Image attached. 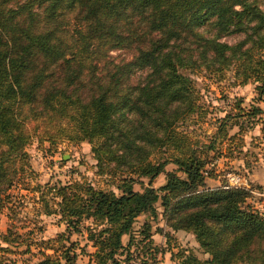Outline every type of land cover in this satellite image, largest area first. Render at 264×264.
<instances>
[{"label":"trees","instance_id":"trees-1","mask_svg":"<svg viewBox=\"0 0 264 264\" xmlns=\"http://www.w3.org/2000/svg\"><path fill=\"white\" fill-rule=\"evenodd\" d=\"M197 68L233 70L264 101V0H0V213L13 211L10 189L36 177L26 147L29 124L39 122L43 140L90 144L97 173L115 187H20L40 192L43 214L59 216L67 232L85 233L93 251L80 248L82 264H130L134 222L155 217L158 203L166 227L190 232L209 255L182 264H264V205L249 206L248 189L205 182L215 138L225 137L227 157L240 144L225 132L229 120L264 109L236 104L209 143L192 142L178 127L202 110L184 74ZM161 174L164 184L154 187ZM6 216L0 264H16L10 246H24L35 264H79L64 233L43 239L25 224L19 233ZM139 235L152 243L148 222Z\"/></svg>","mask_w":264,"mask_h":264},{"label":"rangeland","instance_id":"rangeland-1","mask_svg":"<svg viewBox=\"0 0 264 264\" xmlns=\"http://www.w3.org/2000/svg\"><path fill=\"white\" fill-rule=\"evenodd\" d=\"M112 54L117 53L111 51ZM187 75L195 88V94L198 99V104L202 108L201 113L189 118L183 125L178 127L181 133L189 134L192 142L197 141L199 145H204L211 141V135L216 133V127L219 125V120L228 113L235 115L238 113L236 104L249 109L253 105L264 109V101H259L256 90V83L248 81L245 84L240 83V79L234 78V71L228 70L223 73H212L205 71L203 68L190 69L184 72ZM246 117V116H245ZM234 123H236L234 125ZM37 128L34 130V127ZM241 131H240V126ZM40 128L38 129V127ZM32 130V140L26 147L29 153L30 164L36 173L34 179L25 180L23 186H14L9 193L13 195L12 208L13 211L5 209L0 213V235L5 233L6 229L11 225L6 214L11 217V223H15L19 233L25 231L22 225H29L36 230L37 237L43 239L55 238L59 233H64L68 237L69 242L77 243L75 250L78 252L77 262L79 264L88 261L87 255L80 252V248L87 251H93L91 243H86V235H78L66 231V224L60 220L57 215H44V208L39 203L38 191H30L20 187H29L32 189L34 183L41 185L60 182L62 184L73 181H87L93 184L96 188L114 189L111 177L100 175L95 167V159L91 153V145L87 142L76 143L67 139L58 137L56 140L49 142L42 139L41 132L44 130L41 123L34 122L29 124ZM243 131V132H242ZM225 132L227 135L238 134L235 137V142L240 143L238 148L232 152L230 157L226 154L227 142L223 135H218L214 140V151H209V157H213L212 163L206 166V185L214 187L225 183L224 176L227 173H240L247 177V173H253L259 166L264 163V114L254 118L241 116L230 119L226 124ZM241 141H239V140ZM238 140V141H237ZM223 141H225L223 143ZM234 143V142H233ZM240 150V151H239ZM221 152V153H219ZM261 155V161L259 159ZM157 155L153 156L156 161ZM263 160V162H262ZM259 163V164H258ZM176 166L168 163L165 166L166 171L175 170ZM181 175V174H180ZM215 176V177H211ZM147 179L142 178V183L147 184ZM165 175L161 174L153 180L152 185L159 187L164 184ZM249 185L251 184L248 180ZM251 186V185H250ZM259 187L254 189L262 191L264 184L259 185L253 183L251 186ZM35 189V188H34ZM134 189L141 190L139 184L134 185ZM47 198L50 195H45ZM246 203L258 210L263 211L264 196L250 194ZM157 206V215H140L136 218L133 225V242L131 246L132 254L130 256V264H182V261L187 256L196 257L200 261L209 259V255L204 253L195 240V237L190 232L173 231L166 227L162 216V207ZM148 222L151 226L152 243L139 241L143 223ZM34 225H33V224ZM85 225V224H84ZM85 232V231H84ZM175 232V233H174ZM124 244H127L128 236L122 238ZM64 243L68 244V241ZM2 245L6 246V244ZM14 251L10 255L16 260V264H35L37 257H33L31 253L24 252V246H10ZM32 253H36V249L32 248ZM151 253V254H150ZM122 259L120 256H117ZM189 264L188 262H186Z\"/></svg>","mask_w":264,"mask_h":264},{"label":"built area","instance_id":"built-area-1","mask_svg":"<svg viewBox=\"0 0 264 264\" xmlns=\"http://www.w3.org/2000/svg\"><path fill=\"white\" fill-rule=\"evenodd\" d=\"M225 183L229 187H237L248 189L252 194H257L259 196H264V187L262 191H257L251 188L248 183L247 177L240 173H227L225 176Z\"/></svg>","mask_w":264,"mask_h":264},{"label":"crops","instance_id":"crops-1","mask_svg":"<svg viewBox=\"0 0 264 264\" xmlns=\"http://www.w3.org/2000/svg\"><path fill=\"white\" fill-rule=\"evenodd\" d=\"M262 157H264V152H262ZM259 159L261 161V155H260ZM262 162H263V160H262ZM259 166L260 167H258L253 173L248 172L246 174L247 175V179L251 183L250 184L251 186L253 185V183L259 184V185H263L264 184V163H262V164L260 163ZM152 237H153V235H152Z\"/></svg>","mask_w":264,"mask_h":264}]
</instances>
